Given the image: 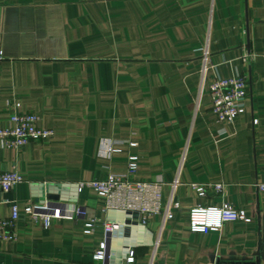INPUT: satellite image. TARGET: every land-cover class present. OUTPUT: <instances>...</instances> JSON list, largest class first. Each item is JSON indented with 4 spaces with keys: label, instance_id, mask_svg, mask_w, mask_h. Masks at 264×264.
I'll return each mask as SVG.
<instances>
[{
    "label": "crops",
    "instance_id": "0c3cea01",
    "mask_svg": "<svg viewBox=\"0 0 264 264\" xmlns=\"http://www.w3.org/2000/svg\"><path fill=\"white\" fill-rule=\"evenodd\" d=\"M205 44L214 66L202 74L196 49ZM247 52L253 58L245 62ZM236 73L249 80L246 106L234 123H222L211 109L209 83ZM16 102L54 135L18 150L0 146V171L24 178L0 191V219L12 203L21 211L17 238L0 240V264H94L109 221L103 197L88 187L63 189L66 200L77 195L65 202L68 209L85 208L96 220L90 234L87 217L51 215L45 225L24 207L35 202L38 183L104 180L126 173L132 154L138 168L130 177L162 181L164 201L172 197L179 208L162 231V216L148 217L137 245L112 264H259L264 0H0V127L11 125ZM207 182L223 183V192L202 197L191 186ZM223 201L250 221L190 230L192 207ZM145 235L153 245L142 244Z\"/></svg>",
    "mask_w": 264,
    "mask_h": 264
},
{
    "label": "built area",
    "instance_id": "2783aa9c",
    "mask_svg": "<svg viewBox=\"0 0 264 264\" xmlns=\"http://www.w3.org/2000/svg\"><path fill=\"white\" fill-rule=\"evenodd\" d=\"M201 59V72L204 74L214 66L211 62V54L208 45L196 49ZM253 54L250 52L242 56L243 61H251ZM209 95L211 109L218 121L232 124L236 118L244 112L249 93V80L244 73H236L229 77H214L209 83ZM21 104H13L8 127H0V146L20 149L31 141H45L54 135L52 129L43 128L39 125L40 116L36 113L21 111ZM254 124L259 123L254 119ZM226 132V130H223ZM134 145L135 143H131ZM108 153L114 151L113 144L107 145ZM138 156L132 154L128 157L127 171L123 174H110L104 180H89L78 183V187H88L104 198L105 212L109 210L123 211L132 215L136 213L137 224L146 226L150 216L161 215L162 222L159 231H162L166 220L172 216V211L179 208V202L172 199L164 201L162 181H144L132 179L130 176L137 172ZM24 181L23 176L17 171H0V191L8 192L17 184ZM178 181L172 183L176 189ZM192 188L199 196L205 197L209 191L221 193L224 190L223 183H191ZM259 188L263 191L264 184ZM56 207V208H54ZM47 210L45 212L44 210ZM24 213L32 219L42 218L48 225L51 215L61 214L67 217H87L84 233L90 234L96 224V220L88 215V211L82 207L68 209L66 204L62 207L50 206L47 202H31L24 207ZM21 216V211L16 203L11 204L10 215L0 219V240H15L17 234L15 226ZM134 218L131 219L133 221ZM250 221L246 212L230 202L223 201L220 205H195L190 210L189 225L194 233L208 232L220 229L224 222ZM119 227L118 222H103L104 239L95 249L92 259L94 264H112L113 260L108 249L107 237L113 229ZM148 236V235H145ZM144 236V237H145ZM152 238V237H151ZM160 236L157 238V243ZM152 245L154 240L152 239ZM156 244V243H155ZM116 263V262H115Z\"/></svg>",
    "mask_w": 264,
    "mask_h": 264
},
{
    "label": "water",
    "instance_id": "95a60500",
    "mask_svg": "<svg viewBox=\"0 0 264 264\" xmlns=\"http://www.w3.org/2000/svg\"><path fill=\"white\" fill-rule=\"evenodd\" d=\"M73 187L74 191L77 192L78 185L72 186V184H59V185H45L44 183H38L34 187V201L37 203L47 202L50 206L62 207L66 201L75 203L77 202V195L75 192L69 199H64L63 189ZM117 214H122L123 217H117ZM137 214L132 215L133 221H131V214L123 211L109 210L108 218L111 222H118L119 227L113 229L111 233H108L107 243L108 249L111 253L113 260L116 263H121L125 257L126 252L130 247H134L138 243L139 225L137 224ZM152 238L149 236L143 237V245H152ZM264 252V247H263ZM259 264H264V253L263 257L260 255Z\"/></svg>",
    "mask_w": 264,
    "mask_h": 264
},
{
    "label": "bare ground",
    "instance_id": "6f19581e",
    "mask_svg": "<svg viewBox=\"0 0 264 264\" xmlns=\"http://www.w3.org/2000/svg\"><path fill=\"white\" fill-rule=\"evenodd\" d=\"M139 234V233H138ZM137 238H138V236H137ZM138 240H139V238H138Z\"/></svg>",
    "mask_w": 264,
    "mask_h": 264
}]
</instances>
